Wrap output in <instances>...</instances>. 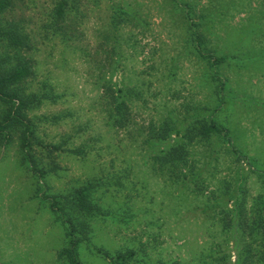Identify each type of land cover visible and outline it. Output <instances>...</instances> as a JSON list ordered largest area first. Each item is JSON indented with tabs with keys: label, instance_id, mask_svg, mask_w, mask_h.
<instances>
[{
	"label": "rangeland",
	"instance_id": "rangeland-1",
	"mask_svg": "<svg viewBox=\"0 0 264 264\" xmlns=\"http://www.w3.org/2000/svg\"><path fill=\"white\" fill-rule=\"evenodd\" d=\"M8 2L27 106L0 131V264H70L69 237L81 264H264V0Z\"/></svg>",
	"mask_w": 264,
	"mask_h": 264
},
{
	"label": "trees",
	"instance_id": "trees-1",
	"mask_svg": "<svg viewBox=\"0 0 264 264\" xmlns=\"http://www.w3.org/2000/svg\"><path fill=\"white\" fill-rule=\"evenodd\" d=\"M8 0H0V12L8 5ZM62 13V8L60 6L56 9V14L60 15ZM11 40H13L11 38ZM26 74V64L25 62L15 66L13 69L2 72L0 71V104L3 106L2 116H1V122H0V131L5 130V128H10L11 121L17 120L16 116L19 115V113L27 106L26 99L22 98L19 95V92L15 85H13L15 82L19 81L23 76ZM107 84L105 85L106 90L108 92H111V86L116 85L114 82H110L107 80ZM104 87V85H103ZM118 92L119 89H116ZM113 93V92H112ZM110 93L107 95L108 103L111 105V108L115 113H119L120 110L123 108L124 103L122 100L118 99V96L116 94ZM104 97V94L102 95ZM18 121V120H17ZM19 122V121H18ZM225 132L223 128H218L216 125H214L212 122H209L202 128V133L205 137H207L210 133H218V132ZM23 131H21V135L23 136ZM178 131H175L177 133ZM24 138V137H22ZM182 151V148L180 147H173L170 151V155H163L158 156L157 159L160 160V162L165 161H174L177 160L179 156L176 155V153H180ZM90 187V184L87 183V186L79 188L75 195L72 198V202L75 205V207L78 209L77 211L86 210V213L88 214H94L95 210L93 207V204L90 202V199L88 197V188ZM90 203V204H89ZM80 225H82L81 221H79ZM67 236L73 235L71 230L66 232ZM69 247L62 248L58 253L60 254V257H65L67 259V262L70 264H81L79 260L74 255V244L75 241L69 237ZM58 254V255H59ZM133 251L132 250H125L123 252H116L113 256H111V261L113 264H127V261L132 258ZM138 261V260H137ZM203 264L206 262L204 258L202 259ZM206 264V263H205Z\"/></svg>",
	"mask_w": 264,
	"mask_h": 264
}]
</instances>
